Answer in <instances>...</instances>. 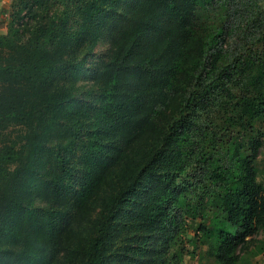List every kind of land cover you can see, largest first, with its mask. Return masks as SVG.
I'll list each match as a JSON object with an SVG mask.
<instances>
[{"label":"trees","instance_id":"trees-1","mask_svg":"<svg viewBox=\"0 0 264 264\" xmlns=\"http://www.w3.org/2000/svg\"><path fill=\"white\" fill-rule=\"evenodd\" d=\"M261 1L78 0L71 23L63 0H19L0 34V264H179L198 217L216 264H252ZM236 30L248 44L225 49ZM106 31L91 107L78 82Z\"/></svg>","mask_w":264,"mask_h":264},{"label":"rangeland","instance_id":"rangeland-1","mask_svg":"<svg viewBox=\"0 0 264 264\" xmlns=\"http://www.w3.org/2000/svg\"><path fill=\"white\" fill-rule=\"evenodd\" d=\"M19 2V0H0V34L6 33L7 30V19L11 13V10ZM52 2V0H50ZM261 8L264 11V0L261 1ZM63 9L67 10L68 20L73 23L78 19L75 13L76 7L78 6V0H63ZM24 11L22 12V14ZM112 39L109 36V32L103 33L102 37L98 40L95 45L91 56L87 59L85 63V70L80 75L78 84L83 87V90L89 92V99L91 101V107L97 101V94L95 91L98 89L93 86L94 82V69L100 66L108 57L111 49ZM248 44V39L243 34V32L235 31L231 34H227L223 39V46L229 48H240L242 45ZM100 92V91H99ZM257 129L261 132L263 139V146L259 149V154L257 155L254 164L258 169V180L264 184V119L258 122ZM203 221L201 218H196L195 220L186 219L180 228L179 236L175 240V243H171L170 251L179 253L181 255V260L179 264H216L213 259L207 254V248L205 245L197 243L196 233L197 227L200 222ZM254 240L264 241V229L258 231L254 235ZM120 246V244L118 245ZM146 249L149 252H158L164 249V245L160 242L159 235H154L150 241H147ZM251 249V252H254ZM250 255V260L252 264H264V251L256 255ZM248 255V256H249ZM148 259V256L146 257Z\"/></svg>","mask_w":264,"mask_h":264}]
</instances>
